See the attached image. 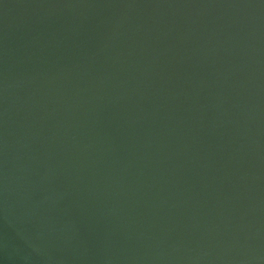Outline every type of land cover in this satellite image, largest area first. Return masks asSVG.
Listing matches in <instances>:
<instances>
[{
	"label": "water",
	"instance_id": "1",
	"mask_svg": "<svg viewBox=\"0 0 264 264\" xmlns=\"http://www.w3.org/2000/svg\"><path fill=\"white\" fill-rule=\"evenodd\" d=\"M0 264H264V0H0Z\"/></svg>",
	"mask_w": 264,
	"mask_h": 264
}]
</instances>
